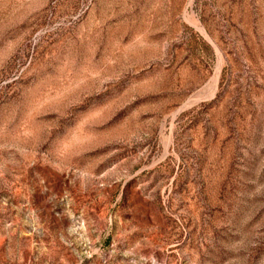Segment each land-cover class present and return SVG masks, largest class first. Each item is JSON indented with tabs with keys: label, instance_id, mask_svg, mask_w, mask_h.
<instances>
[{
	"label": "rangeland",
	"instance_id": "1",
	"mask_svg": "<svg viewBox=\"0 0 264 264\" xmlns=\"http://www.w3.org/2000/svg\"><path fill=\"white\" fill-rule=\"evenodd\" d=\"M0 264H264V0H0Z\"/></svg>",
	"mask_w": 264,
	"mask_h": 264
},
{
	"label": "bare ground",
	"instance_id": "2",
	"mask_svg": "<svg viewBox=\"0 0 264 264\" xmlns=\"http://www.w3.org/2000/svg\"><path fill=\"white\" fill-rule=\"evenodd\" d=\"M218 70H219V69H218ZM218 70H217V71H218ZM214 88H215V87H214Z\"/></svg>",
	"mask_w": 264,
	"mask_h": 264
}]
</instances>
